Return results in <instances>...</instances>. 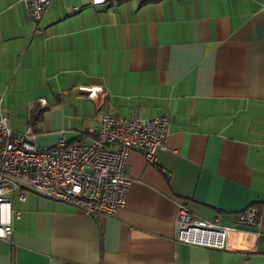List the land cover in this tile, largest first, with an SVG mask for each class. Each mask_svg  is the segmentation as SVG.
Masks as SVG:
<instances>
[{"label":"crops","instance_id":"crops-1","mask_svg":"<svg viewBox=\"0 0 264 264\" xmlns=\"http://www.w3.org/2000/svg\"><path fill=\"white\" fill-rule=\"evenodd\" d=\"M0 109L37 146L86 138L100 114L168 113L154 160L129 152L113 213L10 196L0 264H264V0H50L35 24L0 0ZM178 204L252 235L229 233L235 249L180 241Z\"/></svg>","mask_w":264,"mask_h":264},{"label":"built area","instance_id":"built-area-1","mask_svg":"<svg viewBox=\"0 0 264 264\" xmlns=\"http://www.w3.org/2000/svg\"><path fill=\"white\" fill-rule=\"evenodd\" d=\"M21 1L28 21L35 24L50 0ZM79 91L94 98L100 89ZM167 120V111L149 118L139 117L136 109L128 117L104 113L96 118V126L86 129L84 139H59L53 145L37 146L33 129L25 125L19 132L13 131L6 111L0 109V238L11 234L10 215L19 216L18 210L10 208V196L23 201L27 194H34L66 202L89 215L113 213L123 204L129 185L125 170L129 152L136 150L151 163L165 138ZM235 217L246 230L257 225L252 206L237 212ZM174 223L178 240L216 248H236L228 243L229 233L240 234L244 239L252 235L199 218L183 204L177 205Z\"/></svg>","mask_w":264,"mask_h":264},{"label":"trees","instance_id":"trees-1","mask_svg":"<svg viewBox=\"0 0 264 264\" xmlns=\"http://www.w3.org/2000/svg\"><path fill=\"white\" fill-rule=\"evenodd\" d=\"M145 1L155 2V1H158V0H145Z\"/></svg>","mask_w":264,"mask_h":264}]
</instances>
